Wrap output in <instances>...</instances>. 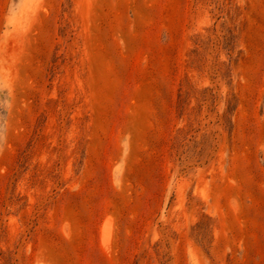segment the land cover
Returning <instances> with one entry per match:
<instances>
[{
  "label": "rangeland",
  "instance_id": "rangeland-1",
  "mask_svg": "<svg viewBox=\"0 0 264 264\" xmlns=\"http://www.w3.org/2000/svg\"><path fill=\"white\" fill-rule=\"evenodd\" d=\"M0 264H264V0H0Z\"/></svg>",
  "mask_w": 264,
  "mask_h": 264
},
{
  "label": "bare ground",
  "instance_id": "bare-ground-1",
  "mask_svg": "<svg viewBox=\"0 0 264 264\" xmlns=\"http://www.w3.org/2000/svg\"><path fill=\"white\" fill-rule=\"evenodd\" d=\"M107 221V220H106ZM104 230V229H103ZM107 244V243H106Z\"/></svg>",
  "mask_w": 264,
  "mask_h": 264
}]
</instances>
